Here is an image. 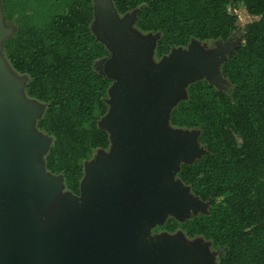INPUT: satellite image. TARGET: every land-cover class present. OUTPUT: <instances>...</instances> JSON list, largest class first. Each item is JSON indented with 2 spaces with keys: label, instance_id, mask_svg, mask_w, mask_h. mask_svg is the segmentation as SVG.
<instances>
[{
  "label": "trees",
  "instance_id": "1",
  "mask_svg": "<svg viewBox=\"0 0 264 264\" xmlns=\"http://www.w3.org/2000/svg\"><path fill=\"white\" fill-rule=\"evenodd\" d=\"M238 3L259 19L246 24L243 41L222 64L232 92L197 80L170 113L172 126L199 131L206 151L181 163L177 177L210 204L185 220L170 216L154 231L210 242L220 264H264V0H114L120 14L139 9L141 30L160 34L159 58L194 38L227 41L239 27L229 6ZM1 6L15 26L4 41L6 56L30 75L28 94L47 104L37 124L53 137L46 168L79 195L86 161L111 146L100 120L114 79L96 66L110 50L91 28L94 0H1Z\"/></svg>",
  "mask_w": 264,
  "mask_h": 264
},
{
  "label": "water",
  "instance_id": "2",
  "mask_svg": "<svg viewBox=\"0 0 264 264\" xmlns=\"http://www.w3.org/2000/svg\"><path fill=\"white\" fill-rule=\"evenodd\" d=\"M138 11L117 22L121 35L109 43L114 58L106 74L117 80L109 93L123 113L110 114L104 125L112 126L120 152L113 162L110 156L87 169L80 194L63 199L47 225L43 210L65 181L41 163L46 136L35 129L34 109L17 106L16 86L0 70V264H198L204 258L202 244L183 233L163 232L156 241L143 236L148 225L163 224L169 213L185 220L210 204L177 177L181 163L206 152L199 131L182 134L164 126L160 100L203 79L201 69L212 68L213 55L190 43L189 53L174 48L160 65H147L159 34L136 37L130 26ZM3 14L0 5V33L12 34Z\"/></svg>",
  "mask_w": 264,
  "mask_h": 264
},
{
  "label": "rangeland",
  "instance_id": "3",
  "mask_svg": "<svg viewBox=\"0 0 264 264\" xmlns=\"http://www.w3.org/2000/svg\"><path fill=\"white\" fill-rule=\"evenodd\" d=\"M0 5H1V0H0ZM94 6H95V17L94 20L91 24V28L93 32L96 34V36L106 44L107 48L110 50V41H114L117 38V35H121V27L120 25H117L121 22H125L126 15H132L134 10H131L125 14H120L117 9L115 8L114 5V0H94ZM2 10V6H1ZM229 10L235 14L238 15L239 17V27L237 30H235L231 37L227 40L224 41L222 39H209V40H198V39H192L191 44L193 45L191 48L195 49L197 48L196 45L199 47L204 48L203 50L205 51L206 54H212L213 56L211 57V64H213L210 68L208 66L207 70L206 69H201V75L203 79L207 80H216L214 83L218 88H221L228 93L232 92V86L230 85L229 81L227 78H225L222 75L221 72V67L224 61L227 59V56L235 50V48L243 41V34H244V29L246 24L249 22H252L254 20L259 19V16H254L251 15L245 5L243 3H238L236 5L231 4L229 6ZM3 12V10H2ZM3 19H4V26L6 27L5 29L8 30V28L11 29L12 34H3L2 32L0 33V70L5 71L7 75L10 77V79L13 81L15 84V91H16V99L15 102L19 108H25V107H32L34 109L35 115H34V121H35V129L42 134L46 136L47 143H49L48 148L45 149V151L42 154L41 158V163L45 165V157L46 154L53 143V137L45 134V132L41 131L37 124L38 121L40 120L41 117L45 114L47 104L43 101H40L36 98L31 97L28 92H27V85L30 81V75L27 73H22L17 71L9 59L6 56L5 53V48H4V41L11 37L15 31V26L10 24L5 20V16L3 14ZM131 29L133 33L136 35L138 38H146L149 37L150 34L155 35L156 33H150V32H145L141 30L137 26V14H135L132 18L131 22ZM159 34V33H158ZM116 36V37H115ZM160 37V34L159 36ZM157 37V38H158ZM109 40V41H108ZM158 39H155L154 42L150 45L149 52L146 56V61L147 65L149 66H158L161 64L163 61V57L159 58L156 54V45H157ZM179 48V47H178ZM189 46L185 47L182 49L184 53H189L190 49ZM114 58L113 52L110 51V55L103 60H100L96 66L101 70L103 73H107L108 70V65L112 62ZM107 68V70H106ZM111 70V69H110ZM207 74H210L211 78H207ZM110 77H115L112 72L109 71L108 74H106ZM213 78V79H212ZM114 81H117L116 78ZM188 83V82H187ZM184 86L185 89L182 90L181 93L185 92L184 97H180L181 93H176L173 95H170L168 97H163L160 100V105L164 107V117H163V125L169 127V128H175L174 130H178L182 134L187 132L188 128H181V127H174L170 123V113L171 110L183 99H185L188 96V86L190 82ZM175 95V96H174ZM115 97L109 93V111L108 113L101 119L100 125L107 129L110 133V138H111V146L108 149L104 148H97L93 154V157L86 162L85 167V177L90 176V172L87 171H93L96 166L102 161L105 160L106 158L111 156L112 162L115 160V158L118 156L120 152V143L118 141H114L113 138V133L114 130L112 126L109 124V126H105V120L106 117H108L110 114L113 115H121L123 113V107H118L115 105V103L112 101ZM201 147V146H200ZM200 156H192V159L195 160L199 158ZM187 160H185L186 162ZM192 195V191H190ZM72 193L66 188L65 184L63 183L61 188L58 190L57 195L53 199L51 203H48L47 207L43 210V217H42V224L47 225L49 221H51L52 218L56 217L57 211L60 210L62 200L71 195ZM202 210H199V212ZM195 212L192 211L189 215L192 216L194 215ZM172 214L169 213L168 216H171ZM158 225V224H157ZM156 224L154 225H148L145 232H144V240L146 241H153V240H160L163 237V233L161 232H155L154 229L157 226ZM171 235H176V234H171ZM199 243L202 244L201 251L203 255V259L198 262V264H220L219 256H220V251L214 250L212 247L211 243L204 241V240H198Z\"/></svg>",
  "mask_w": 264,
  "mask_h": 264
}]
</instances>
